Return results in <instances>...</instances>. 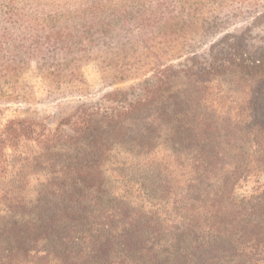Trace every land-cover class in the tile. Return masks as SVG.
I'll return each mask as SVG.
<instances>
[{
	"label": "trees",
	"instance_id": "obj_1",
	"mask_svg": "<svg viewBox=\"0 0 264 264\" xmlns=\"http://www.w3.org/2000/svg\"><path fill=\"white\" fill-rule=\"evenodd\" d=\"M190 2L0 0V83L35 63L58 90L81 79L89 61L122 81L143 78L136 96V87L110 91L105 104H81L55 127L32 117L6 123L0 181L8 149L30 142L51 151L84 140L90 149L60 162L48 157L53 175L36 200L1 190L0 264H264V43L247 42L251 26L212 44L209 58L163 63L161 47L174 40L180 7L192 15ZM233 69L246 96L229 119H207L195 101L184 122L170 123L166 112L149 137L130 136L129 122L158 104L175 78L212 81ZM161 126L177 164L169 158L146 181L111 184L117 147L131 142L150 154Z\"/></svg>",
	"mask_w": 264,
	"mask_h": 264
},
{
	"label": "rangeland",
	"instance_id": "obj_2",
	"mask_svg": "<svg viewBox=\"0 0 264 264\" xmlns=\"http://www.w3.org/2000/svg\"><path fill=\"white\" fill-rule=\"evenodd\" d=\"M186 8V14L192 12V15H183L180 7L182 19L179 27H176L178 29L175 31L174 40L161 47L163 63H187V59L192 56L209 58L212 44L227 34L240 35L251 26L252 31L251 35L246 37L247 42L252 45L264 43V18L260 23L258 21L259 26L253 24L256 16L264 12V0H191L186 4ZM81 72V79L64 84L63 88L58 90L52 88L53 84L44 78L35 63L17 79L7 82L2 80L0 131L9 120L16 117L45 119L55 127L59 119L72 114L81 104L104 103L103 96L110 91H125L136 87L133 93L136 96L140 92L138 83L143 79L140 76L122 81L113 68L101 67L95 61L84 63ZM243 82L244 76L236 69L212 81L181 75L173 80L170 89L158 104L129 122L130 136L137 137L142 133L149 137V132L156 129L153 123L166 117V112L173 114L174 119L170 123L179 120L184 122L187 110L191 105H195V101H198L199 110L204 112L207 119L222 123L234 115L239 104L243 103L246 96ZM177 112L181 115H177ZM166 130V127H163L161 137L156 139L158 144L150 154H137L138 149L133 148L131 142L118 146L113 164L110 165L111 184L124 186L127 180L134 182L131 185L146 181L157 169H162V164H169V158L174 167L177 162L170 142L166 140ZM165 142L169 146H166ZM88 149V140L76 146L60 145L51 151L30 142L18 149H8L7 176L0 181V194L3 188L15 187L22 190L28 199H38L40 190L53 175V167L48 157L52 156L56 162H60ZM2 204L0 202V219L4 217Z\"/></svg>",
	"mask_w": 264,
	"mask_h": 264
}]
</instances>
